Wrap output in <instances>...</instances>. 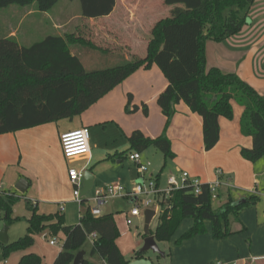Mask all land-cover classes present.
Wrapping results in <instances>:
<instances>
[{
	"label": "trees",
	"instance_id": "16d2710c",
	"mask_svg": "<svg viewBox=\"0 0 264 264\" xmlns=\"http://www.w3.org/2000/svg\"><path fill=\"white\" fill-rule=\"evenodd\" d=\"M60 0H0V10L36 3L40 13L50 12ZM76 1V0H68ZM81 16L101 19L110 16L117 0H78ZM256 0H165L168 6L182 5L186 12L159 21L151 32L147 56L140 60H127L123 56L99 51L111 57L114 64L85 68L81 54L74 50L97 51L93 46L74 40L70 36H48L30 47H22L17 40L0 38V136L56 123L74 120L112 92L139 70H150L156 65L169 85L158 97L157 104L167 118L164 133L157 138L146 137L135 131L129 138L131 149L143 153L150 148L161 152L166 159L175 158L166 130L176 114V106L186 103L193 113L203 120L206 151L213 150L220 141L221 117L233 120V103L244 109L241 118L243 135L252 137L253 148L243 149L242 157L256 163L264 157V97L238 74L225 73L219 68L207 67V44L222 43L240 34L248 25ZM114 58V59H113ZM96 60V59H95ZM129 96V105L132 102ZM133 111L127 106L128 113ZM148 115V107L143 106ZM23 197L3 192L0 195V220L11 223L14 206ZM252 197L242 204L228 202L215 210L207 184L201 194L195 195L191 187L173 192L161 203L163 213L154 233L156 241L170 242L186 219H193L194 226L178 241L193 239L206 233L205 222L212 223L213 237L224 240L233 233L230 218L243 209L256 204ZM111 215L94 218L89 209L81 222L102 223L112 221ZM26 236L17 242L0 244L4 258L13 253H24L19 264H43L42 257L28 252L37 235L50 233L57 236L65 224L61 214L40 215L36 209L28 220ZM118 235L115 231L109 250L104 239L95 245L97 254L109 264L115 254L112 248ZM83 244L74 242L72 253L60 258L56 264H73L74 252ZM69 249V247H68ZM140 252L138 257H142ZM120 261L123 256L118 252ZM90 264V263H86ZM125 264H128L127 262Z\"/></svg>",
	"mask_w": 264,
	"mask_h": 264
},
{
	"label": "crops",
	"instance_id": "0c3cea01",
	"mask_svg": "<svg viewBox=\"0 0 264 264\" xmlns=\"http://www.w3.org/2000/svg\"><path fill=\"white\" fill-rule=\"evenodd\" d=\"M10 8L12 11L8 19H17V24L15 28L7 30H2L0 25V38L13 37L20 46L30 47L33 32L42 27L44 24L41 21L42 16H48V13H40L29 7ZM117 8L118 2L114 12L106 18H111ZM51 24L56 31L62 28L59 23ZM107 24L113 25V23ZM24 25L27 27V32L25 35H20ZM113 27L111 26L110 29ZM107 32V27H103L101 33L108 37ZM125 58L134 60L130 56ZM207 67L208 69L219 68L225 73L238 74L264 97V0H256L250 13L249 23L240 34L222 43L208 42ZM168 85L162 71L154 65L148 71L141 69L136 72L80 117L72 120L70 125H63L64 120H62L1 135L0 192L23 197L22 199L29 203L32 210L28 220L36 209L40 215L59 213L64 216L66 224L67 211L78 205L69 180V170L80 171L84 168L90 170L95 176V184L100 181L111 186L123 182V171L120 165L129 158L128 152L132 151L129 142L132 134L140 131L146 137L157 138L166 129L167 118L162 114L157 99ZM130 95L138 103L130 108L131 111L137 106L139 113L146 105L152 115L151 123L140 130H126L125 127V104L126 100L129 101ZM232 105L234 118L233 120L223 117L219 119L220 141L209 152L206 151L204 144L202 118L193 113L186 103L181 102L177 105L176 114L166 130L175 158L166 159L155 149L156 153L153 154L157 156L158 163L163 166L157 174L150 170V175L157 179L160 187L165 188L168 178L181 177V172L189 173L192 178H198L208 184L217 180L216 171L221 170L223 172L221 180L228 183L231 188L223 189L217 210L223 208L228 202L242 204L252 197L257 198L256 204L243 209L237 217L230 218V229L233 234L224 240L213 237L212 223L206 221L204 235L183 241L178 245L177 241L195 223L193 219H186L182 225L190 220L187 226L179 235L176 233L171 240L173 244L169 247L170 252L162 256L163 259L169 260L166 264H251V259L264 257V157L262 161L256 163L246 161L242 157L241 151L252 149L254 143L252 137L243 135L241 131L240 122L244 109L235 102ZM82 128L88 129L90 133V154L68 163L62 152L60 136L65 132ZM126 135L129 142L127 150ZM146 152H149V149ZM142 160L147 162V158L143 156ZM165 168H168V178L162 184ZM138 177L140 178L139 171ZM22 179L29 182V188L25 194L16 190L17 184ZM255 190H258L261 195H254L252 192ZM85 214L86 212L83 216ZM110 215L113 217L112 214ZM81 219L78 224L80 226ZM116 233L119 236L118 231ZM29 252L30 250L26 253ZM99 258L104 260L101 256ZM256 264H264V261Z\"/></svg>",
	"mask_w": 264,
	"mask_h": 264
},
{
	"label": "rangeland",
	"instance_id": "374dc122",
	"mask_svg": "<svg viewBox=\"0 0 264 264\" xmlns=\"http://www.w3.org/2000/svg\"><path fill=\"white\" fill-rule=\"evenodd\" d=\"M117 2V11L111 18L90 20L81 16L80 1L76 0L71 2L68 0H60L59 3L48 12V16H42L41 21H43L44 24L39 30L33 32L31 39L32 43L29 44L33 45L34 43L40 42L49 35L70 36L74 40H81L83 43L97 49V51L90 50L91 52L86 50L82 51L80 49L79 51L77 49L74 50V53L81 54L83 57L85 68L92 70L93 68H100L114 64L111 61L112 58L108 55L101 54V51L123 57L130 56L134 60L146 58L148 42L151 39V32L155 24L163 19L172 18L180 13L186 12L184 6H168L165 4V0H117ZM12 7L18 8L19 6ZM29 8L37 11L36 3L29 6ZM10 9L11 8L9 7L0 10V25L2 26V30H7L12 27L15 28L17 24V19H8L10 18V13L12 11ZM51 23H59L62 28L59 31H56L53 29ZM107 23H113V25ZM111 26L114 27L110 29ZM103 27H107V33H109L108 37L101 33ZM26 32L27 27L24 25L20 31V35H25ZM134 104L138 103L132 99V102L129 105V101L126 100V130H140V128H145L152 121V115L149 113V108L148 115H145L143 111L139 113H128L127 106H129L130 109ZM62 123L63 125H70L72 120H64ZM125 144L127 150L129 147L127 135L125 137ZM136 153L139 152L135 150L128 152L129 157ZM153 153H156V150L150 148L149 152L139 154L147 158V162L152 165L151 171L157 174L160 172L163 165L158 163V158ZM159 155L161 154L159 153ZM66 161L69 163L68 160ZM120 168L123 171V182H119V185L129 191H133L140 182L137 165L130 161L129 158H126L124 163L120 165ZM167 178L168 168H165L162 175V184L166 182ZM107 185L109 186L110 184H104L98 181L94 188L84 198L85 202L83 205H79L80 209L78 205H75L67 211V220L63 231L57 236L51 235L50 233L37 235L35 244L30 249V252L41 256L43 264H56L57 261L60 262V258H64L66 255L73 252L70 247L74 242L80 243L83 240L81 248L74 252V255L76 256L79 252L84 251L86 252V261H84V264H106L103 259L99 258V255L95 250V243L104 239L106 248L109 250L110 240L113 239L115 231H118L119 236L115 240V246H113L111 251L115 254V258L112 257L109 264H125L126 262L128 264L168 263L169 260L163 259L162 255L153 251L145 252L142 257H138V254L144 247L145 221L143 217L136 218L133 220V225L129 229L125 227L124 216L131 212L135 204L129 199L110 198L107 203L101 207L102 217L112 214L114 217L112 221H105L102 223L92 222L88 224L81 223V226L78 225L83 214L88 209L92 210L98 207L92 199L96 196L97 192H104ZM27 203V201L22 199L17 205H15L16 210L15 207L13 209V211H15L12 213L13 220L9 223L8 232L10 243L17 242L28 233L29 223L27 220L32 210L29 203ZM213 208L215 210L218 209V202H213ZM188 221L190 220H187L179 228L177 235H179L182 232V229L187 226ZM158 222L159 218L156 217L150 224L152 234L155 233ZM4 223L3 220H0V230ZM93 234L97 235L96 242L91 238ZM51 240H56V246L50 245ZM157 244L161 254H168L170 252L169 247L172 246L173 242H157ZM117 250L123 256L122 261L116 256ZM24 254L25 252L13 253L5 259L0 246V264H3L4 262H7L6 264H19V261Z\"/></svg>",
	"mask_w": 264,
	"mask_h": 264
},
{
	"label": "built area",
	"instance_id": "2783aa9c",
	"mask_svg": "<svg viewBox=\"0 0 264 264\" xmlns=\"http://www.w3.org/2000/svg\"><path fill=\"white\" fill-rule=\"evenodd\" d=\"M60 143L64 158L66 160L73 161L77 158H83L90 154V133L86 128L72 130L63 133L60 136ZM130 160L134 162L140 174V182L135 189L128 192L120 185H111L106 187L104 192H97L96 196L92 199L97 204V208L90 209V214L94 218H101V207L107 203L110 198H126L132 200L135 204L129 215H125V227L129 229L133 225V220L143 217L147 210H153L155 216L160 218L163 213L161 203L164 199L170 197L175 192L182 190L186 187H191L195 195L201 194L202 186L205 184L198 178H192L189 173H182L181 177L171 176L167 180L165 188L160 187L156 178L150 175L151 163L143 162L142 156L139 153L133 154ZM87 169L82 170L70 169L69 180L73 187V195L75 202L78 205H83L85 199L81 196V192L84 188V173ZM217 180L213 183H208V187L211 193L212 201L219 202L221 193L224 188H231L228 183H224L221 179L223 172L221 170L216 171ZM2 192H0L1 195ZM254 195H261L258 190L252 192ZM64 211V208H62ZM83 217V216H82ZM94 241L97 239V235L93 234L91 237ZM52 246L56 245V240L50 242ZM264 257L251 259V264L263 262Z\"/></svg>",
	"mask_w": 264,
	"mask_h": 264
},
{
	"label": "water",
	"instance_id": "95a60500",
	"mask_svg": "<svg viewBox=\"0 0 264 264\" xmlns=\"http://www.w3.org/2000/svg\"><path fill=\"white\" fill-rule=\"evenodd\" d=\"M95 186V176L92 174L90 170H86L84 173V188L81 192V196L85 198L87 194L94 188ZM29 188V182L26 179H22L16 186V190L21 194H25ZM155 216V212L153 210H147L144 213V247L141 252L153 251L157 254L163 256L160 253V249L158 247L155 236L152 234L150 229V224ZM9 223H4L2 229L0 230V244L7 245L9 244ZM86 252H79L74 260L73 264H84Z\"/></svg>",
	"mask_w": 264,
	"mask_h": 264
}]
</instances>
